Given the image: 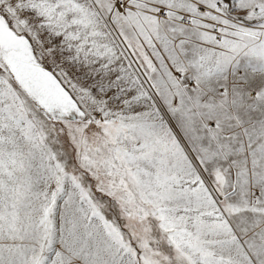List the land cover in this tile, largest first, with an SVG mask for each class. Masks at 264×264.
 I'll return each mask as SVG.
<instances>
[{"label": "snow or ice", "instance_id": "1", "mask_svg": "<svg viewBox=\"0 0 264 264\" xmlns=\"http://www.w3.org/2000/svg\"><path fill=\"white\" fill-rule=\"evenodd\" d=\"M0 264H264V0H0Z\"/></svg>", "mask_w": 264, "mask_h": 264}]
</instances>
